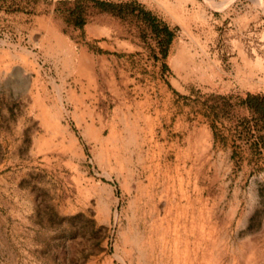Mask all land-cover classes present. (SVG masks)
Returning <instances> with one entry per match:
<instances>
[{
	"label": "rangeland",
	"instance_id": "1",
	"mask_svg": "<svg viewBox=\"0 0 264 264\" xmlns=\"http://www.w3.org/2000/svg\"><path fill=\"white\" fill-rule=\"evenodd\" d=\"M136 1L165 61L90 0H0V264H264V160L211 109L264 91V0Z\"/></svg>",
	"mask_w": 264,
	"mask_h": 264
},
{
	"label": "trees",
	"instance_id": "2",
	"mask_svg": "<svg viewBox=\"0 0 264 264\" xmlns=\"http://www.w3.org/2000/svg\"><path fill=\"white\" fill-rule=\"evenodd\" d=\"M117 0H90L104 13H109L119 19H131L141 31V38H153L160 49V56L155 55L156 62L165 61L170 47L176 37L175 30L158 14L147 9L138 1L117 4ZM69 26L84 27L85 15L69 11L64 18ZM164 68L167 66L164 65ZM217 105L211 109L228 117L233 123L234 141L239 146L246 147L255 159L264 160V91L246 93L244 96L228 94L216 97Z\"/></svg>",
	"mask_w": 264,
	"mask_h": 264
},
{
	"label": "bare ground",
	"instance_id": "3",
	"mask_svg": "<svg viewBox=\"0 0 264 264\" xmlns=\"http://www.w3.org/2000/svg\"><path fill=\"white\" fill-rule=\"evenodd\" d=\"M143 224H144V227H145V230L147 232H149L150 234L154 232V229H155V225H156V221L154 219V217L152 216H144L143 218Z\"/></svg>",
	"mask_w": 264,
	"mask_h": 264
}]
</instances>
